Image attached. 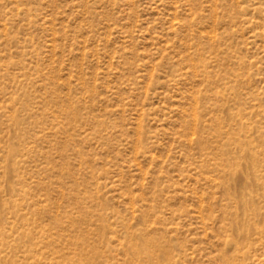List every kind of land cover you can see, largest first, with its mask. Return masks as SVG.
Wrapping results in <instances>:
<instances>
[{
  "label": "rangeland",
  "instance_id": "374dc122",
  "mask_svg": "<svg viewBox=\"0 0 264 264\" xmlns=\"http://www.w3.org/2000/svg\"><path fill=\"white\" fill-rule=\"evenodd\" d=\"M0 264H264V0H0Z\"/></svg>",
  "mask_w": 264,
  "mask_h": 264
}]
</instances>
